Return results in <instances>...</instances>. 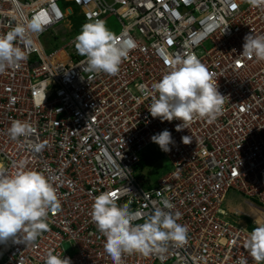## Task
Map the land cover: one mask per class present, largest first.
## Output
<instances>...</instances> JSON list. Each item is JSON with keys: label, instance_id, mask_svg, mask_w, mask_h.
Returning <instances> with one entry per match:
<instances>
[{"label": "built area", "instance_id": "obj_1", "mask_svg": "<svg viewBox=\"0 0 264 264\" xmlns=\"http://www.w3.org/2000/svg\"><path fill=\"white\" fill-rule=\"evenodd\" d=\"M72 17L82 25L115 19L114 38L134 45L116 75L88 70ZM33 19L43 28L26 34L27 59L0 74V172L11 175L13 163L25 160L48 178L60 207L35 241L0 243V264H44L50 251L71 264H111L91 218L101 193L140 212L134 223L160 208L181 213L177 222L188 229L184 242H168L163 253H125L121 264H256L246 247L253 229L228 218L222 204L233 191L264 212V61L241 55L246 35H264V2L0 0V35ZM190 54L225 100L215 119L197 117L177 131L179 120L153 118L148 108L152 85ZM14 120L33 131L12 139ZM165 129L174 141L169 152L150 139ZM155 150L170 169L144 187L148 179L136 173Z\"/></svg>", "mask_w": 264, "mask_h": 264}, {"label": "clouds", "instance_id": "obj_2", "mask_svg": "<svg viewBox=\"0 0 264 264\" xmlns=\"http://www.w3.org/2000/svg\"><path fill=\"white\" fill-rule=\"evenodd\" d=\"M262 2L264 0H249L252 6ZM42 28L43 25L33 19L0 35V74L20 67L27 59L26 49L31 46L26 34L38 33ZM18 39L24 41V47L17 46ZM75 41L77 52L86 58L88 70L109 75L119 72L122 60L134 46L130 41L114 38L103 20L82 25ZM241 55L264 61V35H246ZM175 64L178 66L172 67L152 85V95L156 98L148 108L151 117L169 122L179 120L175 126L177 131L188 129L197 117L215 119L225 100L218 91L217 79L194 54ZM32 131L27 122L14 120L8 134L15 140ZM150 139L164 152H169L170 145L174 144L166 129ZM190 141L189 136L182 138L184 144ZM13 168L15 171L11 175L0 172V243L10 239L30 243L48 230V214L58 209L60 202L43 172L28 169L23 159L14 162ZM140 216L141 213L131 210L129 204L118 205L110 193H101L94 200L91 218L104 237V252L111 264H121L122 254H160L166 250L168 242L180 244L186 239L187 227L177 222L181 213L156 208L143 223H134ZM254 223L256 227L249 233L246 247L256 264H264V219L255 216ZM44 264H71V260L50 251ZM240 264H247V261L241 260Z\"/></svg>", "mask_w": 264, "mask_h": 264}, {"label": "rangeland", "instance_id": "obj_3", "mask_svg": "<svg viewBox=\"0 0 264 264\" xmlns=\"http://www.w3.org/2000/svg\"><path fill=\"white\" fill-rule=\"evenodd\" d=\"M59 5L61 6L62 4L59 3ZM104 22L106 27L113 33V36L119 34L118 32L120 30V27L114 18H108ZM43 40L47 41L48 36L47 35L44 36ZM169 169H170L169 163L164 158H162L161 155H159L158 152L155 150L154 157L152 158L151 156H149L148 162L143 161L141 168L138 169V172L136 174L139 180L141 181L148 179V182L143 184L144 187H151L154 186L161 177L165 176L169 172ZM246 203L255 205L251 200L245 199L235 194L233 191H230L224 199V202L222 204V209L225 211L227 217L232 218L233 221L235 220V222L237 223L238 221H242L246 224H249L250 220H246L245 217L242 216L240 218H237L235 217V215H231L228 213L230 209H235L236 211H242L243 213H249L250 208ZM249 214L254 217L256 216L253 212H250ZM250 229L252 230L253 228L250 227Z\"/></svg>", "mask_w": 264, "mask_h": 264}, {"label": "crops", "instance_id": "obj_4", "mask_svg": "<svg viewBox=\"0 0 264 264\" xmlns=\"http://www.w3.org/2000/svg\"><path fill=\"white\" fill-rule=\"evenodd\" d=\"M255 211V213H258L260 216H261V218L262 219H264V212H262V211H259V209H251L250 208V212H254ZM233 212H235V217H237V218H240V217H245L246 218V220L248 219V220H250V223L249 224H246V223H244V222H242V221H238V224L239 225H241V226H243V227H247V228H249L250 229V227L251 226H255L256 227V225H255V223H254V221L251 219V216H249V213H243L242 211H236L235 209H230L229 210V214H233ZM262 214V215H261Z\"/></svg>", "mask_w": 264, "mask_h": 264}, {"label": "trees", "instance_id": "obj_5", "mask_svg": "<svg viewBox=\"0 0 264 264\" xmlns=\"http://www.w3.org/2000/svg\"><path fill=\"white\" fill-rule=\"evenodd\" d=\"M71 21H72L73 24H74L75 31H76V32H80L81 27H82V24H83L81 18H79V17H74V18H73V17H72V18H71ZM142 163H143V162H142ZM141 166H142V165H140L139 168H141ZM139 168H138V169H139ZM137 177H138V176H137ZM146 181H147V179H146L144 182H146ZM247 220H248V219H247ZM251 228H252V227H251Z\"/></svg>", "mask_w": 264, "mask_h": 264}, {"label": "bare ground", "instance_id": "obj_6", "mask_svg": "<svg viewBox=\"0 0 264 264\" xmlns=\"http://www.w3.org/2000/svg\"><path fill=\"white\" fill-rule=\"evenodd\" d=\"M254 211V210H253ZM258 218H260L261 219V217H260V215L258 214V213H255V211L253 212ZM262 215V214H261ZM249 216H251V219L253 220V221H255V217L254 216H252V215H250L249 214Z\"/></svg>", "mask_w": 264, "mask_h": 264}, {"label": "snow or ice", "instance_id": "obj_7", "mask_svg": "<svg viewBox=\"0 0 264 264\" xmlns=\"http://www.w3.org/2000/svg\"><path fill=\"white\" fill-rule=\"evenodd\" d=\"M112 195H114V196H115V193H112Z\"/></svg>", "mask_w": 264, "mask_h": 264}]
</instances>
